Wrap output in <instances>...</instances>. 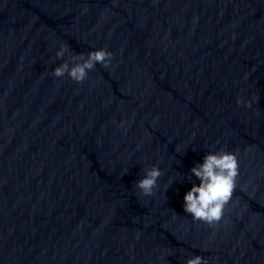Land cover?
I'll list each match as a JSON object with an SVG mask.
<instances>
[{"label":"water","instance_id":"1","mask_svg":"<svg viewBox=\"0 0 264 264\" xmlns=\"http://www.w3.org/2000/svg\"><path fill=\"white\" fill-rule=\"evenodd\" d=\"M61 43L111 63L54 76ZM210 148L238 159L211 225L182 208ZM152 163L144 195L134 181ZM191 254L264 264V0H0V264Z\"/></svg>","mask_w":264,"mask_h":264},{"label":"clouds","instance_id":"2","mask_svg":"<svg viewBox=\"0 0 264 264\" xmlns=\"http://www.w3.org/2000/svg\"><path fill=\"white\" fill-rule=\"evenodd\" d=\"M56 57H64L55 64L51 73L54 76H62L67 73L70 79L81 81L87 75V71L96 63L107 65L111 63L113 53L105 48L89 49L87 53L72 51L65 43H61L55 50ZM248 73L244 74L247 79ZM253 98L238 96L236 103L250 106ZM121 119L117 126H124ZM176 151H181L177 145ZM162 169L157 163L146 165L142 174L135 179V188L144 195H151L155 190L158 177ZM238 174V159L234 151L222 148H210L205 151L200 160L195 161L188 169L187 179L191 186L184 191L182 196V208L185 213L191 215L194 220H201L209 225L219 221L225 203L229 200L235 186ZM170 176L168 185L172 183ZM184 264H209L208 258L201 254L188 255Z\"/></svg>","mask_w":264,"mask_h":264}]
</instances>
